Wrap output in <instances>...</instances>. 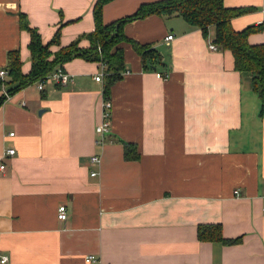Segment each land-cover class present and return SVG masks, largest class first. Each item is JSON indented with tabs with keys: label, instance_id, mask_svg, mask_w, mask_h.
<instances>
[{
	"label": "crops",
	"instance_id": "1",
	"mask_svg": "<svg viewBox=\"0 0 264 264\" xmlns=\"http://www.w3.org/2000/svg\"><path fill=\"white\" fill-rule=\"evenodd\" d=\"M96 1L0 0V69L6 53L19 50L22 73L30 70L19 14L43 44L60 27L65 47L93 31ZM157 1L113 0L103 22ZM223 2L250 9L232 19L235 31L264 22V0ZM123 32L152 44L167 68L143 71L122 44L127 71L107 99L110 134L102 146L94 132L104 102L103 79L94 80L105 70L99 63L73 59L61 66L72 80L66 86L34 84L1 104L0 264L3 257V264H264V117L250 75L181 18L151 15ZM248 43L263 44L264 31ZM166 71V79L157 76ZM122 143L136 148L138 160H124ZM201 225H220L224 239L240 242H201ZM89 255L97 263H86Z\"/></svg>",
	"mask_w": 264,
	"mask_h": 264
},
{
	"label": "trees",
	"instance_id": "2",
	"mask_svg": "<svg viewBox=\"0 0 264 264\" xmlns=\"http://www.w3.org/2000/svg\"><path fill=\"white\" fill-rule=\"evenodd\" d=\"M111 1L113 0L96 1L92 10L93 31L78 37L65 47H59L60 27L52 39L43 44L38 31L29 26L26 15L19 14V27L29 34L28 51L31 67L27 74H23L19 50L8 51L5 66L2 68L7 71V78L0 79V93L4 90L7 96H12L44 80L69 61L79 58L105 67L102 94L104 100H107L111 88L123 79L127 71L122 44H129L133 52L140 57L143 71L155 72L158 67L167 68L152 44H140L127 38L123 32L127 23L156 15L166 19L181 18L191 29L200 30L204 39L212 38L211 43L218 51H229L233 57L234 70L240 74L250 75L251 91L259 101V115L261 118L264 117V43L259 45L248 43L249 35L264 31V22L248 26L241 31H235L231 25L232 19L249 12V8H228L223 0H160L142 4L133 15L104 24L103 7ZM82 40L88 42L87 47L79 46ZM52 46H57L59 49L51 52ZM159 76L166 79L168 71L159 72ZM6 98L4 93H1L0 106ZM122 144L124 160H138L139 154L136 148L130 144ZM197 239L201 242L223 245L240 242V238L224 239L220 225L199 226Z\"/></svg>",
	"mask_w": 264,
	"mask_h": 264
},
{
	"label": "built area",
	"instance_id": "3",
	"mask_svg": "<svg viewBox=\"0 0 264 264\" xmlns=\"http://www.w3.org/2000/svg\"><path fill=\"white\" fill-rule=\"evenodd\" d=\"M167 40H171L172 36L169 35L166 38ZM209 46L208 48L210 50H217L216 47L211 43V41H209ZM103 70L105 69V67L102 65ZM159 77V74L157 75ZM104 77V71L100 72L99 74H97V76H95L94 80L97 82H101L102 79ZM7 78V71L4 69H0V79L4 80ZM71 77L66 74L65 72H63L61 70V68L56 69L55 71H53L51 74H49L47 77L44 78V80L38 82L37 88L38 90L42 91L45 87V85L47 84H52V85H56V86H66L68 83H70ZM4 95L6 97H8L6 95V93H4ZM111 103L109 100H104V102L102 103V112H101V120L100 122L96 125L95 127V135H96V139H95V144L100 147L105 143V137L108 136V134H110V110H111ZM11 136L13 134H10ZM14 154V150L10 149L6 152V155H13ZM90 163L93 165H99L100 164V157L97 155H93L90 158ZM4 166L0 165V170H3ZM91 177H95L97 176L96 172H91L90 173ZM67 218V209L65 206L61 205L58 207L57 209V219L60 221H64ZM7 261L6 257H3L1 260V263H5ZM85 262L86 263H97L96 257L89 255L85 257Z\"/></svg>",
	"mask_w": 264,
	"mask_h": 264
},
{
	"label": "rangeland",
	"instance_id": "4",
	"mask_svg": "<svg viewBox=\"0 0 264 264\" xmlns=\"http://www.w3.org/2000/svg\"><path fill=\"white\" fill-rule=\"evenodd\" d=\"M244 101H245V107L250 106V99L246 95Z\"/></svg>",
	"mask_w": 264,
	"mask_h": 264
}]
</instances>
